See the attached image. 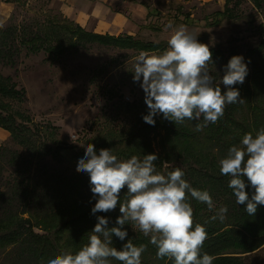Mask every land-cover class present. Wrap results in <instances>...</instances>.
<instances>
[{
  "label": "trees",
  "instance_id": "trees-1",
  "mask_svg": "<svg viewBox=\"0 0 264 264\" xmlns=\"http://www.w3.org/2000/svg\"><path fill=\"white\" fill-rule=\"evenodd\" d=\"M248 1L251 9L247 12L231 7L225 8L228 10L224 14L217 13V16L223 15L229 34L224 44L213 39V30L220 27L218 22H207L197 34L198 41L208 45L212 52V63L209 62L208 69L214 81H217L215 85L220 84V77L224 74L214 72L217 68L223 72V66L233 55L245 58L248 75L243 84L233 85L239 89L238 99H243L242 103L226 105L224 115L216 123L196 131L195 124L199 122L195 120L175 125L157 116L154 118L155 125H149L142 119L148 112L144 100L122 102L120 108L125 113V126L128 123L129 126L107 132L106 137L115 138L116 142L94 145L97 152L102 148L111 149L121 144L118 139L124 136L126 143L131 144L124 151L114 154L125 160L132 155L142 158L154 153L149 140V133L154 132V139H157L161 150L154 161L156 171L166 174L180 167L185 173L184 179L192 187L206 189L212 196L213 210L194 199L189 198V202L193 208V226L199 223L207 231L203 251L214 256L213 264H245L246 257L264 251V205H258L256 213L251 216L244 211V205H236L235 197L227 186L229 178L220 174L218 164L228 148L238 144L245 133L255 135L264 127V0ZM242 2L235 0L234 4L241 5ZM60 19L67 23L65 27L74 35L75 41L89 45L131 51L137 55L140 51L158 54L167 47L166 42H145L130 35L115 37L94 34L61 16ZM249 38H253V42L248 41ZM36 40H20L18 45L34 46ZM6 57L7 53L0 50V60ZM1 80V96L25 99V91L17 89L8 77ZM219 86L222 92L226 90L222 83ZM14 121L12 125L0 118V128L8 132L10 140L21 147L25 156L11 157L6 149L0 147V257L10 259L11 264H45L53 254L67 251L68 248L75 252L86 244L88 232L97 223L96 216L109 217V226H112L120 215L119 201L115 210L93 215L91 208L95 199L90 191L88 174L64 166L66 159L76 163L84 147L68 144L46 146L37 141L36 129L30 126L28 116L19 114ZM129 127H134L135 132L126 135ZM48 157L53 163L46 161ZM166 163L168 166H164ZM10 168L13 175L9 173L5 179V173ZM245 190L251 197L254 189L246 186ZM126 191V187L120 191L121 202L127 198ZM220 206L228 208L223 222L211 219ZM24 215H28V218L24 219ZM33 228L48 230L49 236L35 233ZM125 228L128 231L126 240L132 238L134 244L146 245L141 256L142 264H171L166 259H156V248L148 242L147 237L134 231L130 225H125ZM122 243L113 237V246L117 249ZM113 264L119 262L113 261Z\"/></svg>",
  "mask_w": 264,
  "mask_h": 264
},
{
  "label": "clouds",
  "instance_id": "clouds-1",
  "mask_svg": "<svg viewBox=\"0 0 264 264\" xmlns=\"http://www.w3.org/2000/svg\"><path fill=\"white\" fill-rule=\"evenodd\" d=\"M167 47L158 54L140 51L135 57L133 80L140 83L148 112L144 122L155 125V117L162 116L175 123L197 121L196 131L210 123H216L225 106L242 103L239 89L248 75V65L242 55H233L223 66L221 91L214 84V76L208 69L212 63L209 46L198 41L197 36L185 26H173ZM84 152L76 162V168L88 174L90 191L95 199L91 213H107L117 208L114 224L110 218L96 216L97 223L88 235L87 243L75 252L61 251L47 258L45 264H142L141 256L146 245H136L128 238L125 225L138 229L156 248V259H166L171 264H213L214 256L203 251L207 239L205 227L193 226V208L189 198L214 209L210 192L197 189L184 179V171L177 167L166 174L156 171L155 153L138 158L132 155L120 159L112 149L98 152L92 143L82 145ZM219 172L227 176L228 188L236 205H244V211L254 215L258 205H264V127L255 135L245 133L238 144L231 145L219 161ZM246 177V180H245ZM246 186L252 191L251 197ZM127 189L121 202L120 191ZM228 208L220 206L212 220L223 222ZM113 237L122 243L117 249Z\"/></svg>",
  "mask_w": 264,
  "mask_h": 264
},
{
  "label": "rangeland",
  "instance_id": "rangeland-1",
  "mask_svg": "<svg viewBox=\"0 0 264 264\" xmlns=\"http://www.w3.org/2000/svg\"><path fill=\"white\" fill-rule=\"evenodd\" d=\"M12 1L3 3L0 0V50L7 53V57L0 60V81L8 77L17 89L25 91V99L14 100L0 95V118L13 125L19 114L28 116L30 126L36 129L37 141L46 146L83 147L86 143L116 142L115 138L106 137L107 132L129 126V123L125 126V113L120 104L144 100L140 83L133 80L137 54L75 41L65 27L67 23L60 19L63 16L55 0ZM234 1L126 0L111 11L128 14L129 31H110L108 35H130L145 42L167 43L171 30H166L165 25L169 21L174 27L185 26L195 35L207 22H218L220 27L213 30V39L224 44L229 34L223 15L217 16V13L224 14L231 7L245 12L251 9L248 0H237L243 1L241 5ZM145 7L155 9L154 13L146 15ZM30 38L37 39L34 46L18 45L20 40ZM221 71L217 68L214 72L223 74ZM133 130L134 127H129L126 135L133 134ZM4 134L0 137V147L11 157L23 158L25 152L10 140L8 132ZM118 140L121 144L111 148L113 153L124 151L131 144L126 143L124 136ZM149 140L158 156L161 150L154 132L149 133ZM46 161L53 163L49 157ZM64 166L78 170L76 163L68 159ZM12 170L5 173V179L9 173L13 175ZM33 231L49 236L48 230L33 228ZM11 263L10 259L0 257V264ZM245 264H264V251L246 257Z\"/></svg>",
  "mask_w": 264,
  "mask_h": 264
},
{
  "label": "crops",
  "instance_id": "crops-1",
  "mask_svg": "<svg viewBox=\"0 0 264 264\" xmlns=\"http://www.w3.org/2000/svg\"><path fill=\"white\" fill-rule=\"evenodd\" d=\"M59 3V12L63 18L73 22L80 28L99 35L108 34L110 31H129L128 14L111 11L126 0H55ZM131 1V0H129ZM5 3V2H3ZM119 5V6H120ZM141 5V4H140ZM7 7V5H5ZM118 6V7H119ZM146 8V15L154 13L155 9ZM5 131L0 130V137L5 136Z\"/></svg>",
  "mask_w": 264,
  "mask_h": 264
}]
</instances>
